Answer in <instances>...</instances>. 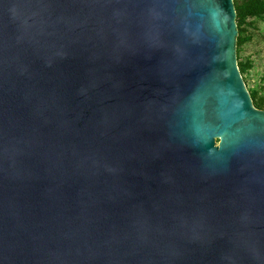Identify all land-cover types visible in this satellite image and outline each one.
<instances>
[{
    "label": "water",
    "instance_id": "water-1",
    "mask_svg": "<svg viewBox=\"0 0 264 264\" xmlns=\"http://www.w3.org/2000/svg\"><path fill=\"white\" fill-rule=\"evenodd\" d=\"M233 0H0V264H264V110Z\"/></svg>",
    "mask_w": 264,
    "mask_h": 264
},
{
    "label": "trees",
    "instance_id": "trees-1",
    "mask_svg": "<svg viewBox=\"0 0 264 264\" xmlns=\"http://www.w3.org/2000/svg\"><path fill=\"white\" fill-rule=\"evenodd\" d=\"M236 10V23L238 36L236 41V51L238 67L241 75L251 66L249 61L242 62L239 52L244 43L251 40L248 29L255 25L257 19H264V0H233ZM264 87V84H263ZM253 101V105L264 110V96L259 89L248 90Z\"/></svg>",
    "mask_w": 264,
    "mask_h": 264
},
{
    "label": "rangeland",
    "instance_id": "rangeland-1",
    "mask_svg": "<svg viewBox=\"0 0 264 264\" xmlns=\"http://www.w3.org/2000/svg\"><path fill=\"white\" fill-rule=\"evenodd\" d=\"M248 35L251 40L244 43L239 57L242 62L249 61L251 66L242 77L248 90L259 89L264 96V19H257L255 25L248 29Z\"/></svg>",
    "mask_w": 264,
    "mask_h": 264
}]
</instances>
